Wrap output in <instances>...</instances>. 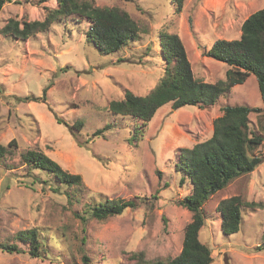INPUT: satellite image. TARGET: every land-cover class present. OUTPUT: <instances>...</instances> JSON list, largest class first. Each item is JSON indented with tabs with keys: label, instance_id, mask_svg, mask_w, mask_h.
<instances>
[{
	"label": "rangeland",
	"instance_id": "rangeland-1",
	"mask_svg": "<svg viewBox=\"0 0 264 264\" xmlns=\"http://www.w3.org/2000/svg\"><path fill=\"white\" fill-rule=\"evenodd\" d=\"M92 1L126 10L143 30L139 38L102 53L87 40L88 22L63 17L21 39L1 28L11 18L42 20L55 0H7L0 10V143L17 142L11 154L0 157V244L16 243L21 250L0 249V264H84L83 255L90 264H135L137 254L150 262L176 256L192 215L178 203L191 188L188 179L180 183L178 156L210 136L223 106L236 104L260 107L248 117L252 134L262 141L249 154L263 160L204 204L207 219L199 238L211 249L209 264H264V106L254 74L212 105L165 103L141 125L137 139L132 131L141 121L108 109L125 90L143 95L154 87L160 74L158 37L164 31L180 36L196 78L223 79L230 66L203 52L218 38H238L242 21L264 8V0H184L180 13L171 0ZM28 95L37 100H18ZM79 120L80 129L69 127ZM27 149H39L79 174L81 185H59L55 191L42 182L54 179L23 160ZM231 195L261 206H243L239 230L224 234L216 206ZM105 199H130L135 206L105 219L84 214L82 224L75 213ZM32 228L37 257L24 251L32 243L17 235Z\"/></svg>",
	"mask_w": 264,
	"mask_h": 264
},
{
	"label": "trees",
	"instance_id": "trees-1",
	"mask_svg": "<svg viewBox=\"0 0 264 264\" xmlns=\"http://www.w3.org/2000/svg\"><path fill=\"white\" fill-rule=\"evenodd\" d=\"M7 0H0V10ZM55 7L48 11L42 20L20 23L10 19L1 28L4 35H12L21 39L48 29L55 21L63 17H74L88 22L87 40L102 53H112L130 41L139 38L141 27L130 14L118 7H100L92 0H55ZM173 11L180 13L184 0H171ZM22 24V25H20ZM160 52L159 76L148 93L134 94L125 90L121 99L110 100L108 109L119 115L131 116L141 121L132 131V138H139L142 126L153 118L155 112L165 103L171 102L173 108L183 105L214 104L218 97L231 90L236 84L254 74L260 98L264 106V8L250 13L241 23L240 35L234 39L218 38L203 52L204 55L228 64L223 79L214 82L204 81L194 76L185 46L177 33L164 31L159 34ZM45 92V88L43 89ZM19 101L37 100L34 96H23ZM259 106L225 105L221 114L212 121L210 136L194 143L191 147L182 148L176 169L182 177L180 183L188 179L190 192L178 203L188 209L192 215L184 226L182 245L179 253L166 261H145L141 254L135 264H209L212 261L211 249L199 238V232L205 225L206 212L204 204L216 192L225 188L234 179L252 172L263 160L260 156L249 154L262 141L261 136L252 134L249 127V113L259 112ZM57 122H63L56 118ZM71 129H80L82 121H76ZM17 147L12 139L7 144L0 143V157L11 154ZM23 160L32 169L48 174L56 183H49L55 191L59 185L80 186L81 176L64 170L58 162L39 149H27L22 154ZM186 177V178H184ZM38 180V177H34ZM74 187V188H75ZM135 206L132 200H106L96 204H86L83 214H77L82 224L87 217L105 219L120 214L126 207ZM243 206L250 208L261 206L258 202H246L240 195H231L218 201L216 206L220 214V231L224 234L234 233L241 225ZM18 237L24 242L30 241L32 248L27 251L32 256H39V241L36 229L19 232ZM0 249L7 252H19L16 243L0 244ZM132 255H136L133 253ZM84 264H90L86 256H82Z\"/></svg>",
	"mask_w": 264,
	"mask_h": 264
},
{
	"label": "crops",
	"instance_id": "crops-1",
	"mask_svg": "<svg viewBox=\"0 0 264 264\" xmlns=\"http://www.w3.org/2000/svg\"><path fill=\"white\" fill-rule=\"evenodd\" d=\"M240 26H241V24H240ZM240 35V34H239ZM209 48V47H208Z\"/></svg>",
	"mask_w": 264,
	"mask_h": 264
}]
</instances>
